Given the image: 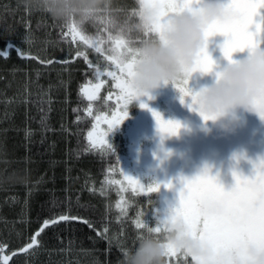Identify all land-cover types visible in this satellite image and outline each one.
Returning <instances> with one entry per match:
<instances>
[{"label": "trees", "instance_id": "1", "mask_svg": "<svg viewBox=\"0 0 264 264\" xmlns=\"http://www.w3.org/2000/svg\"><path fill=\"white\" fill-rule=\"evenodd\" d=\"M116 5L138 8L137 0ZM67 30L66 22L28 11L19 0H0V49L11 43L34 57L22 59L9 50L10 58H0V259L9 257L8 264H118L147 232L134 221L157 223L147 214L158 194L121 198L116 154L89 141L93 118L81 89L95 76L76 53H86L100 68L108 64L104 54L74 42ZM12 199L27 202L24 215L20 204L9 208ZM61 214L91 227L80 220L60 222L44 229L37 246L20 247L28 233L27 245L45 220ZM19 217L24 231L16 243L9 231ZM168 259L192 264L179 253Z\"/></svg>", "mask_w": 264, "mask_h": 264}, {"label": "snow or ice", "instance_id": "2", "mask_svg": "<svg viewBox=\"0 0 264 264\" xmlns=\"http://www.w3.org/2000/svg\"><path fill=\"white\" fill-rule=\"evenodd\" d=\"M143 2L158 6L160 13L159 22L153 26L152 32L143 34L147 38L162 30L169 15L185 10L194 11L201 0H143ZM78 29L79 25L76 23L69 24L73 41L79 36L81 41L103 55L104 50L100 46L102 41L91 40L82 34V30ZM216 35L226 38L223 44L220 45V51L223 57L229 61H232L234 53H245L250 49L264 46V0H227L226 18L218 20L207 27L204 43L201 45L196 63L186 71L182 80L173 82V86L181 94V102L184 103L187 99L188 107L195 111L197 94L188 87L189 80L192 74L196 72L201 74L213 73L215 61L209 54L208 42L211 37ZM109 39H114L116 49L123 50L117 55L105 56L106 60L115 65V70L102 72L98 65H94L88 59L86 53L77 51L76 55L77 57L83 56L85 63L92 69L97 79L102 75L110 77L114 82L115 89L118 90L116 93L118 110L112 114L111 119L104 118L108 130L111 132L127 118V106L135 98L134 93L128 87V78L132 75V67L136 56V49L132 45L138 43L139 40L133 42L125 39L123 31H120V35L116 38L109 34ZM9 50H14L17 56L22 59L34 58L26 56L23 49L15 47L11 43L7 44L6 48L0 49V58H10ZM216 75L218 77V73ZM103 83V81H100L93 86L83 87L81 91L91 100L97 96ZM148 99H152V97H148ZM140 107L148 108V104L142 102ZM149 111H152L158 131L161 134L167 136L178 133L181 127L178 122L165 120L159 112L151 109ZM201 116L205 121L213 118L204 113H201ZM97 119L100 118L97 117ZM88 136L89 140L95 144V141L92 140L93 134L90 132ZM103 143L105 142L101 141V144ZM108 148L115 151L111 144L108 145ZM249 162L252 164L250 175H244L233 170V182L229 187H225L221 183L218 175H212L207 166L191 177H179L178 184H174L172 181H155L154 184L145 187L140 179L125 174L124 179L133 193H157L161 195L163 192H173L177 194L176 202L171 204L163 214L155 209L154 219L157 222L155 227L148 226L147 221L140 219L134 221L135 227L137 229L147 228V231L160 233L162 223L169 218V214L172 218L182 216L190 229L192 238L206 243L215 253L207 261L191 257L192 264H224L219 259L220 256L246 245H255L264 250V158ZM213 206H219L221 211L205 210L206 207ZM76 220L89 223L87 220L70 214H61L58 217L45 220L41 228L33 235L27 248L30 249L39 244L37 238L44 229L60 222ZM89 226L91 227L90 223ZM175 254V252H172L170 256ZM8 259L9 257H3L0 259V264H8Z\"/></svg>", "mask_w": 264, "mask_h": 264}, {"label": "clouds", "instance_id": "3", "mask_svg": "<svg viewBox=\"0 0 264 264\" xmlns=\"http://www.w3.org/2000/svg\"><path fill=\"white\" fill-rule=\"evenodd\" d=\"M137 2L135 19L121 22L113 18L110 24L124 33H151L159 22V8L143 0ZM19 3L28 11L47 13L57 21L74 22L79 26L107 19L117 10L116 0H19ZM226 10L227 0H201L196 10L169 15L159 33L140 39L134 45L136 56L128 78L134 100L153 98V93L162 86L182 80L197 61L207 27L225 19ZM245 53L242 58L227 60L223 66L215 62L218 77L216 75L214 83L192 90L197 94L198 114L213 117L207 121L202 118L206 124L210 123L208 131L214 128L222 133H233L242 114L254 115L264 122V46ZM205 210L221 211L219 206ZM172 252L205 261L215 255L209 245L192 238L182 216L172 218L169 214L160 233L147 231L134 249L123 252L118 264H169ZM219 259L224 264H264V250L246 245Z\"/></svg>", "mask_w": 264, "mask_h": 264}, {"label": "flooded vegetation", "instance_id": "4", "mask_svg": "<svg viewBox=\"0 0 264 264\" xmlns=\"http://www.w3.org/2000/svg\"><path fill=\"white\" fill-rule=\"evenodd\" d=\"M110 62L105 59V64H108V66L100 68L102 72L105 70H115ZM218 64L222 66L221 63ZM217 70L214 69L213 73L210 74H201L198 72L202 81L198 82L200 84L196 86L193 83H195L194 78L198 76L192 75L188 87L196 91L202 85H211L215 81ZM100 81L104 83L101 85L97 96L91 100L87 98L88 105L86 111L93 118V125L89 133L91 132L93 134L92 140L95 141V144L89 141L93 147L111 150L108 148V145L111 144L113 146L115 150L113 152L116 154L118 160L120 177H123V174H129L140 179L142 183H145L144 180L146 178H151V184H154L155 181H172L174 184H178L179 177H191L195 175L191 172V165L193 167L197 166L199 170L207 166L211 174L220 175V161L216 160V158L213 160V153L199 148V129H202L200 127H204L206 123L197 111L188 107L187 99L184 103L181 102V94L173 85L162 86L153 93L152 99L145 97L132 101L127 106V118L110 132L104 118L111 119L112 114L118 110L116 105V93L118 90L115 89L114 82L110 77L102 75L98 79L95 77V80L88 78L84 87L93 86ZM159 100L163 101V104L167 108V111L162 112L165 113L162 118L176 121L181 125L176 135L166 136L158 130H154L157 124L152 115V111H149V109L158 112ZM142 102L147 103L148 108H141L140 104ZM184 106L187 107V112H182ZM179 110L181 111L179 112ZM193 116L202 121L200 126L192 123ZM97 117L100 119L98 120ZM241 117L248 125L247 131L245 132L249 136L248 141L259 142L261 145L260 148H264V122L251 114H242ZM195 133L197 135L191 136ZM158 136L162 137V141L170 145V147L178 146L181 143L187 142L189 137L192 138L189 140V149L193 152L191 156L194 159L190 162L188 151L186 150L174 151V153L169 155L166 152L160 151ZM101 141L105 143L101 144ZM254 155L256 156L253 152L252 156ZM259 157L264 158V152H260ZM178 158H180L182 165L178 164ZM187 162H189V165H187ZM246 165L250 167V162ZM249 167L248 169L250 170ZM248 169L246 171L243 170L246 172L243 174H250ZM162 175H165L163 177L164 180L162 179ZM118 181L119 179H117ZM167 193L171 199L169 204H174L177 200V194L173 192Z\"/></svg>", "mask_w": 264, "mask_h": 264}, {"label": "rangeland", "instance_id": "5", "mask_svg": "<svg viewBox=\"0 0 264 264\" xmlns=\"http://www.w3.org/2000/svg\"><path fill=\"white\" fill-rule=\"evenodd\" d=\"M116 11L113 13V15L111 17H108L107 19L104 20H97L94 22H89L84 24L83 26H79L78 30H82V34L85 35L87 38H90L91 40H101V47L104 50V55H117L119 54L121 51H123L122 49H116L115 43H114V39H109V34H111V36L113 38H116L117 36L120 35V30L116 27H113L110 23H108V21L110 19L116 18L119 21H123L125 19H135V17L133 16V12L137 10L136 7L131 8V9H126V7H121L116 5ZM67 26H68V33L70 34V36L72 37V33L69 31V22H66ZM123 37L127 40H131L133 42L138 41L140 39L146 38L144 37L142 34L136 33V32H131V33H124L123 32ZM226 38L224 36L221 35H216L214 37H211L209 39L208 42V51L209 54L211 55L212 59L217 62V63H221V65H225L227 63V60L223 57L222 52L220 51V45L223 44L224 40ZM75 41H80L81 43H84L83 41L80 40L79 36L76 37ZM136 43H133V47ZM87 47H89L86 44ZM90 49H93L91 47H89ZM113 49H115V51H113ZM94 50V49H93ZM246 53H234L233 54V59H239L242 58ZM111 63V62H110ZM111 65H113V67L115 68V65L111 63ZM193 75L198 76L197 78H194L195 83H193V85H198L202 80L200 79L199 73H193ZM203 77V76H202ZM17 101V100H16ZM169 110V109H168ZM161 116H163L165 112L167 111L166 105L163 104V101L159 100V109L157 110ZM181 110H179L180 112ZM182 112H187V107L184 106V109L182 110ZM153 118V117H152ZM202 121L199 120V118L193 116V121L192 123L194 125H199ZM210 123L206 124L204 127H200L202 129H199L200 133V139L198 141L199 143V148L203 149L205 151H208L210 153H213V160H219L221 165L219 166L221 170L220 175H218L219 180L225 184V187L228 186V184H231L232 181V171H238L241 173H246L244 171H246L248 169L247 167V163L249 161H255L256 159H259L261 157H259V153L260 152H264V148H260V143L259 142H253V141H248L249 136L245 134V132L247 131L248 125L247 122L240 116V122H239V126L237 127L236 131L233 133H222L217 129H211V131H208L207 129L210 128ZM154 130H158L157 126H155ZM197 135L196 133L191 135V136H195ZM158 143L160 146V151H163L164 153L166 152L168 155L174 153V151H178V150H186L188 151V156H189V160L190 162L194 159L192 155V151L189 149V144H190V139L192 138H188V141L185 143H181L178 146H172L170 147V145L164 143L162 141V137L158 136ZM172 148H174V150H172ZM253 152L256 154V156H252ZM239 158V159H237ZM177 162L179 165H182L180 158L177 159ZM187 165H189V162H187ZM191 165V164H190ZM192 167V168H191ZM250 170L248 169V172L251 173L252 171V164L250 163ZM191 172L192 174H197L198 172L201 171V169L199 170V168L197 166L191 165L190 166ZM242 169V170H241ZM244 170V171H243ZM124 175L123 174L122 178L120 179L121 181V185H120V190H121V194L120 197H127L130 194L133 193L132 189L130 187H128L127 185V181L124 179ZM213 175V174H212ZM222 175V176H221ZM244 175H250V174H244ZM163 177H165V175H162V179ZM161 179V178H160ZM164 180V179H163ZM145 187H147L149 184L152 183L151 178H146L145 180ZM142 182V181H141ZM39 184V183H38ZM126 189V190H124ZM139 193V192H137ZM158 204L157 206L152 210L151 213L147 214L148 217L150 216H154V212L155 209L159 210L161 214H163L168 207L170 206V201L171 199L169 198V195L167 192H163L161 195L158 194ZM8 202V204L10 205L9 208H11V206L15 205V204H20V206L22 207L23 211H19V214L21 212L24 215V212L27 208V202L24 203V201H20L19 199H12V200H8L6 201ZM18 214V215H19ZM151 218V217H150ZM17 223H11V230L9 231L11 240L14 242H18L19 240V236L20 234L24 231L22 229H24V227L20 230L19 227L17 225L24 223V218L23 217H19L16 219ZM9 226V224H8ZM26 227V226H25ZM10 228V227H9ZM30 233H28L25 238H24V243L20 244V247L26 246L27 247V242L29 241V238L31 236H29ZM9 236V235H8ZM21 239V237H20ZM22 240V239H21ZM5 243V242H4ZM8 243V242H7ZM9 244V243H8ZM5 253H8V246L5 247ZM0 257H2V254H0Z\"/></svg>", "mask_w": 264, "mask_h": 264}]
</instances>
